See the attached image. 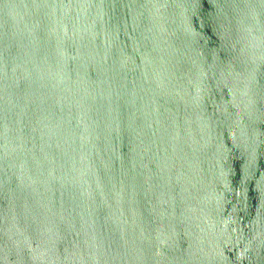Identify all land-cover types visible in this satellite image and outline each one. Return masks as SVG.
Segmentation results:
<instances>
[{
  "label": "water",
  "instance_id": "water-1",
  "mask_svg": "<svg viewBox=\"0 0 264 264\" xmlns=\"http://www.w3.org/2000/svg\"><path fill=\"white\" fill-rule=\"evenodd\" d=\"M0 264H264V0H0Z\"/></svg>",
  "mask_w": 264,
  "mask_h": 264
}]
</instances>
